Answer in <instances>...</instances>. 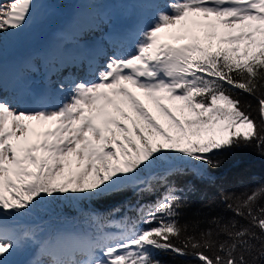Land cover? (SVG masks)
Instances as JSON below:
<instances>
[{
  "label": "snow or ice",
  "instance_id": "6c2138e0",
  "mask_svg": "<svg viewBox=\"0 0 264 264\" xmlns=\"http://www.w3.org/2000/svg\"><path fill=\"white\" fill-rule=\"evenodd\" d=\"M135 7V27L103 63L94 56L83 78L56 84L58 103L19 84L8 92L0 73V264H164L162 253L189 264H264V186L225 194L233 216L190 231L175 183L185 173L177 161L210 181L219 154H264V0ZM36 9L37 0H0V46ZM156 183L164 191L135 218L89 211L78 230L32 222L50 200L150 193Z\"/></svg>",
  "mask_w": 264,
  "mask_h": 264
},
{
  "label": "trees",
  "instance_id": "16d2710c",
  "mask_svg": "<svg viewBox=\"0 0 264 264\" xmlns=\"http://www.w3.org/2000/svg\"><path fill=\"white\" fill-rule=\"evenodd\" d=\"M76 1L42 0L43 17L37 22L36 29H41L42 35L54 29L62 18L60 9L69 5V10H72ZM253 103L255 104L254 100ZM217 158L221 163L219 167L209 169L212 177L210 181L197 177L191 171V164L176 162L177 167L185 169V173L180 175L175 183L185 190L184 199L187 204L182 214V223L188 224L190 231L192 227H207L212 218L233 216L223 202L225 194L239 195L264 186V154L255 148L222 153ZM162 172V167L157 168L145 173L144 178L158 177ZM163 191L164 187L156 183L154 192L141 193L138 189L129 187L124 192L103 200L70 199L65 196L50 200L36 217L47 220V228L69 225L78 229L84 227V217L89 211L107 214L119 209V212H114L112 218H135L138 215V205H151ZM160 258L164 264H189L191 259L164 253L160 254Z\"/></svg>",
  "mask_w": 264,
  "mask_h": 264
},
{
  "label": "rangeland",
  "instance_id": "374dc122",
  "mask_svg": "<svg viewBox=\"0 0 264 264\" xmlns=\"http://www.w3.org/2000/svg\"><path fill=\"white\" fill-rule=\"evenodd\" d=\"M135 4L136 0H77L72 10H69V5L61 8L62 18L58 25L42 35L41 29H36V24L43 17L44 10L42 0H37V9L33 14V20L29 22V27L18 32L20 40L14 45L18 50L22 49L25 52L21 51L19 56L11 58L12 62H15L16 58L21 59L20 68L14 75L20 81L26 80L28 83L25 86L30 88L37 87L41 83L48 84L50 95L46 99L51 103H58L60 94L55 91L56 84L74 77L83 78L87 74L85 62L88 64L93 57L74 42L79 41L82 46L90 45L91 50L100 49L101 44L105 42L109 45L107 53L111 55L115 47L114 44L111 45V39L114 36L120 37L118 36L120 29H123L124 33L129 32L137 23L138 12ZM65 22L71 24L72 28L67 27L66 29ZM76 28L81 29L78 38L75 40L66 39L68 33ZM52 36L59 40L65 39V45L59 44L58 49L60 51V46L62 48L67 46L65 52L69 55L66 59H61L60 53L56 50L45 54V49L50 47L49 42ZM86 37L90 40L84 44L85 42L82 43V41H85ZM97 57L100 63L104 62L103 55L99 54ZM4 81L8 84L6 87L8 92L17 86L12 80L9 81L8 77H4ZM46 221L42 218L38 219L36 216L32 218L33 223L43 227L47 225ZM57 228L78 230V228L69 225H61ZM29 258L30 254L25 253L18 256L17 260L23 262Z\"/></svg>",
  "mask_w": 264,
  "mask_h": 264
},
{
  "label": "bare ground",
  "instance_id": "6f19581e",
  "mask_svg": "<svg viewBox=\"0 0 264 264\" xmlns=\"http://www.w3.org/2000/svg\"><path fill=\"white\" fill-rule=\"evenodd\" d=\"M65 24V28L67 29V27L70 29L72 28V25L70 24H67V22L64 23ZM123 29H120L118 31L119 35L120 36L121 34H123L124 32L122 31ZM4 36V39H3V43H2V46H0V73L3 74V78L4 77H8V80L9 81H13L15 83V85H21V86H25V83H27L26 80L24 81H20L18 79V77H16L14 74L18 71V69L20 68V64H21V59L20 58H16L15 59V62H12L11 61V58H13L14 56H19V54L21 53L22 49L18 50L17 48H15V43L17 41L20 40L19 38V33L18 32H9V33H4L2 34ZM118 39L116 36H114V38L111 39V45L114 44L113 41ZM55 40V41H54ZM64 40L65 39H61L59 40L58 38L55 39V37H50V47H47V49H45V54H47L48 52H51V51H54L56 50V52H59L60 53V56H61V59H66L67 56L69 55L68 53L65 52V48L67 46H65L64 48H62L61 46L59 47L60 48V51L58 49V46L59 44H62V45H65L64 43ZM85 41H82L85 42L84 44H86L90 39L89 38H85L84 39ZM81 41V40H80ZM55 42V43H53ZM53 43V44H52ZM74 44H79L80 48L82 50H84L86 53H89L90 55H92L93 57L95 56V59L97 60V62H99V58L97 56L100 55H103V53H107L109 52V45L106 44L105 42L101 44L100 46V49L102 50L101 52H98L97 50H91V46L89 45H81L79 43V41H76L74 42ZM88 46V47H87ZM23 53L24 50L22 51ZM88 54V55H89ZM92 57V58H93ZM10 58V59H9ZM3 61V62H2ZM2 62V63H1ZM85 67H86V70L88 68V64L85 62ZM40 68V67H39ZM7 83H5V86L7 87ZM46 84H39L37 87H28V86H25L24 88H26L32 95V97L34 96V93L36 91H39L41 90L42 88H45L46 89ZM15 87V86H14ZM48 89L49 86H47ZM13 89V88H12ZM11 89V90H12ZM40 99V98H39ZM39 101V100H38Z\"/></svg>",
  "mask_w": 264,
  "mask_h": 264
}]
</instances>
